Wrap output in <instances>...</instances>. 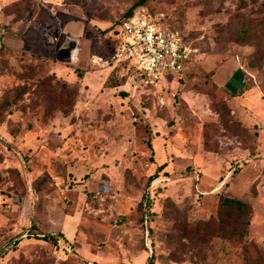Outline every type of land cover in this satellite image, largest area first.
Here are the masks:
<instances>
[{
  "label": "rangeland",
  "instance_id": "374dc122",
  "mask_svg": "<svg viewBox=\"0 0 264 264\" xmlns=\"http://www.w3.org/2000/svg\"><path fill=\"white\" fill-rule=\"evenodd\" d=\"M136 1L0 0V264H264V0L138 6L197 49L155 89L91 64ZM240 91L249 127L223 110ZM222 194L251 206L240 241Z\"/></svg>",
  "mask_w": 264,
  "mask_h": 264
},
{
  "label": "built area",
  "instance_id": "2783aa9c",
  "mask_svg": "<svg viewBox=\"0 0 264 264\" xmlns=\"http://www.w3.org/2000/svg\"><path fill=\"white\" fill-rule=\"evenodd\" d=\"M109 38L107 52L93 55L91 64L109 71L126 65L147 89L159 87L164 73H184L197 53L180 30L160 23L144 7L121 18Z\"/></svg>",
  "mask_w": 264,
  "mask_h": 264
},
{
  "label": "trees",
  "instance_id": "16d2710c",
  "mask_svg": "<svg viewBox=\"0 0 264 264\" xmlns=\"http://www.w3.org/2000/svg\"><path fill=\"white\" fill-rule=\"evenodd\" d=\"M146 1L147 0L136 1L131 6V8L128 9L124 13L122 18L129 15L131 12H133L135 9H137L138 6L144 4ZM119 20H117L116 23H118ZM111 28H113V26ZM97 32L103 33V32H105V30H103V31L97 30ZM125 69H130V68H127L126 65L118 66L111 71V74L116 73L120 70H125ZM77 75H79V73H77ZM109 81L110 82L106 81V83H104V85H106L107 87H113L116 85V84L112 83L111 79ZM72 100L73 99H71V101ZM72 103H74V101H72ZM4 104H6V105L8 104L7 100L4 101ZM223 110L225 111L226 114H229V112H231L226 107H223ZM233 171H232V173H234ZM250 210H251V206L249 203L244 202L238 198L229 197V196L223 195V194L220 195V197H219V213H220L221 218H220V221H218L219 229L222 230L223 234H224V232H226L229 235H232L233 239L235 238L236 240L240 241L243 237V234L247 233L246 228L249 226V224H248L246 218H247ZM240 228H244V230L241 232ZM60 237L63 238L61 234H60ZM43 239L45 241L50 242L54 246L57 244V240L53 235H47V237L43 236Z\"/></svg>",
  "mask_w": 264,
  "mask_h": 264
},
{
  "label": "crops",
  "instance_id": "0c3cea01",
  "mask_svg": "<svg viewBox=\"0 0 264 264\" xmlns=\"http://www.w3.org/2000/svg\"><path fill=\"white\" fill-rule=\"evenodd\" d=\"M70 30L71 29H61V31H63V32H70ZM73 30H75V32L80 31V29H72V31ZM0 33H1V31H0ZM9 40H11V39H8V41ZM8 41L6 40V42H8ZM19 41H21V40L19 39ZM235 66H237L236 63H235ZM237 69H238V67H237ZM228 71H229L228 67H227V69H224V67H222V68H219L218 71L215 72V75H214L215 80L214 81L218 84V86H220V87L225 86L224 85L225 82L230 77ZM243 80L244 79H242L241 82H243ZM249 92L250 91H246V92L240 91L238 93H229V92L226 93L228 96L227 104L231 110V113L234 114L233 116L236 115L239 122H241L242 124H245L246 127H249L250 124H255V123H251V122H253V120L250 121V118H249V120H248V118L247 119L244 118V115H247V113L250 114V110L252 111V107L250 106L252 93H249ZM260 128L262 130L261 131V137H262V140L264 142V125L261 126ZM232 171L233 170L231 169L229 172H227L225 177H223V180L220 183H216L215 185H213V187L215 189L223 188L224 193L232 194L233 191H235V189H237V186L235 185V183L233 184L230 182L231 176H233V174H234V173H232ZM215 176H217V175H215ZM217 178H219V177H217ZM237 179H238V181H236ZM244 180H245V173L240 171V173L237 175V177H235L234 182L237 183L239 181H244ZM240 183L242 184V182H240ZM258 196H259V192L257 194V197ZM250 226H251V224H249V228H250Z\"/></svg>",
  "mask_w": 264,
  "mask_h": 264
}]
</instances>
